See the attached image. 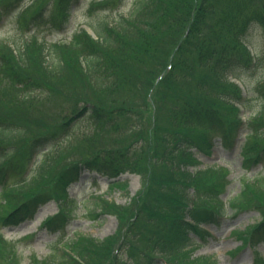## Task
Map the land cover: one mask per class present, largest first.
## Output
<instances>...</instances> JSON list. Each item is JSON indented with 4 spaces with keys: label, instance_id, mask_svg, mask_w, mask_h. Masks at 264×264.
<instances>
[{
    "label": "trees",
    "instance_id": "obj_1",
    "mask_svg": "<svg viewBox=\"0 0 264 264\" xmlns=\"http://www.w3.org/2000/svg\"><path fill=\"white\" fill-rule=\"evenodd\" d=\"M1 1L8 14L21 8L19 27L31 32L28 36L18 37L17 32L0 38V91L4 99L8 96L3 89L10 85L24 88L22 105L50 99L54 87L46 76H67L92 95H85L63 124L32 136L24 162L14 160L17 147L4 143L27 137L23 120L0 110V223L19 225L32 220L50 198H57L60 205L59 213L48 218L42 228L62 236L48 256H31L32 264H119L122 250L131 255L140 250L144 264H157L160 257L171 264H190L185 249L197 243L196 236L205 241L210 232L202 224L219 222L228 207L236 212H261L263 221L241 235L248 245L256 243L258 237L263 241L264 52L256 58L244 44L248 45L245 39L254 28L264 30V0H134L128 13L121 11L127 0H85L86 23L96 37L85 27H78L69 39L53 41L42 37L40 31L68 30L75 20V6L82 5L83 0H56L48 13L42 8L31 15L27 14L30 6L22 8L20 0ZM33 60L43 70L39 79L28 74ZM247 71L261 73L253 81L248 80ZM231 76L244 80L246 90ZM251 92L260 98L261 108L244 121L237 111L247 105ZM96 94H106L107 102H99ZM210 94L231 104L235 118L230 125H222L219 107L209 108ZM13 104L17 105L14 100ZM151 105L154 124L168 127L174 137L162 149L151 146L148 152L144 143L137 147L113 142L93 146L102 142L110 128H118L123 116L146 112ZM83 120L86 124L81 123ZM196 129L201 131L200 138L193 135ZM243 130L247 131L241 151L246 173L240 178V191L224 200L230 183L226 166L190 171L188 165L199 162L194 148L203 151L213 147V135L226 147L234 148ZM46 144L49 149L35 160L37 164L28 174L31 159ZM77 144L93 149L86 155L94 158L87 166L105 173L111 188L128 186L121 179L125 173L145 175L146 157L151 152L156 154V159L150 157L153 164L163 162L171 178L152 179L148 173L144 187L152 180L183 188L170 186L174 189L171 194H164L162 189L154 200L140 195L131 204L101 198V211L115 215L119 229L104 238L79 232L63 237L76 206V199L67 190L71 180H66L67 168L62 171L63 158ZM258 167L252 178L246 175ZM208 178L214 184L201 187L200 181ZM203 196L213 205L198 210L197 199ZM6 242L0 234V257L12 264L3 254V246L13 243ZM10 254L17 259L19 252L15 249ZM193 261L198 264V259Z\"/></svg>",
    "mask_w": 264,
    "mask_h": 264
},
{
    "label": "rangeland",
    "instance_id": "obj_2",
    "mask_svg": "<svg viewBox=\"0 0 264 264\" xmlns=\"http://www.w3.org/2000/svg\"><path fill=\"white\" fill-rule=\"evenodd\" d=\"M6 1V0H5ZM17 1V0H13ZM82 1V5L75 6L73 14L75 20H72L71 27L64 31L59 32L57 30L40 31V34L47 36L49 41L56 40L57 38L71 37V33L78 27H87V15L85 14V4ZM87 2L89 0H86ZM23 5L22 8L30 6L27 11L28 15L44 8L45 12L51 11L56 0H20ZM134 0H127L122 7V13H128L133 6ZM2 1L0 0V38L10 35L28 36L31 32L28 28L21 30L19 27L20 9L16 8L9 14L7 10L3 9ZM248 48L255 54L256 58L260 57L264 52V30L262 28H254L250 35L245 39ZM33 58V55H30ZM162 64L156 71L161 69ZM43 73L41 65L35 60L31 64L28 74L39 79ZM261 72L255 71L254 73L246 72L248 80L253 81L259 76ZM245 76V75H244ZM232 81L237 82L240 86H244V80L231 76ZM245 78V77H244ZM247 78V77H246ZM49 83L54 87L53 95L50 99L45 101H29L25 105L21 104V96L24 94V88L21 86L10 85L3 90L7 94V99L1 95L0 91V110L9 111L18 117L19 121H22V125L26 130L27 137L21 139H15L13 141H5L4 143L9 148L17 147V151L14 154V160L18 162H24L27 151H29V144L31 137L36 133H45L51 128H57L64 123L65 117H71L76 106L81 102V99L87 95L92 96L86 90H80L79 86L70 82L66 77L62 79H52L45 77ZM245 81H247L245 79ZM246 89V88H245ZM70 94V95H69ZM73 95V96H71ZM96 98L99 102L105 103L108 100V96L103 94ZM251 99L248 100L247 105L239 108L237 113L245 121L249 118L250 114L254 110L261 108V100L256 94H250ZM13 100L17 105L13 104ZM208 104H210L211 110L214 107L220 108V113L224 118L222 125L229 124L231 120L235 118V113L231 112V104L222 103L217 101L214 97L207 96ZM21 106V107H20ZM23 111V112H22ZM0 113H3L0 111ZM155 109L151 105L148 110L142 113L130 114L123 116L120 120V126L118 128H110L103 136L102 142L92 143L93 146L109 145L112 142L118 146L132 145L137 147L144 143L148 148V152L151 149H162L165 143H169L174 137L169 133L168 127L154 124ZM165 113V112H163ZM22 114V118L20 115ZM165 116L167 117L166 113ZM75 122V121H74ZM71 123V126L74 124ZM82 124H86V120L81 121ZM63 130V129H62ZM61 130V131H62ZM200 130L196 129L193 135L196 138H200ZM243 130L238 141V144L234 148L226 147L219 136L213 135L214 145L212 148L206 150H198L199 159L198 163L188 165L190 171L198 169H205L212 165L226 166L229 172L230 183L226 192L223 194L224 200H227L231 196L240 191L241 181L240 178L244 176L246 171L242 167L241 151L245 142V133ZM210 133L207 134H211ZM197 134H200L197 135ZM216 136V137H215ZM30 140V141H29ZM51 147V145H50ZM49 149V144L44 145L39 149L38 153L31 159L28 166V174L32 173L38 160L43 156V152ZM93 149L87 148V145L80 147L77 144L72 151L65 153L66 158H63V167L67 168L66 180L69 181L67 190L71 197L76 199V206L73 208L70 227L67 229L63 237H73L75 232L91 234L93 236L103 238L107 235H111L119 229V222L115 215L105 213L101 211L100 199L107 198L114 200L122 204L134 203L140 195L143 198H150L152 200L157 198V192L162 190L164 194H171L174 189L170 186L181 187L180 184H156L154 181H150L147 188L144 187L145 175L150 174L152 179L162 177V179H170L168 167L163 162L153 164L150 159H156L154 152L150 153V156L146 157L147 171L145 175L137 173H125L121 179L127 181V187H114L109 186L110 178L105 176V173L99 172L94 168L87 166L88 162L94 159L91 155ZM68 166L73 167L69 169ZM260 170L258 167L253 171L247 172L248 177H253L255 172ZM60 172H55L57 175ZM75 173H78L77 175ZM27 174V175H28ZM170 175V176H169ZM51 177V176H50ZM180 177V175H178ZM167 179V180H168ZM214 181L210 178L200 181V186L208 188ZM1 190V185H0ZM51 201L43 203L44 205L39 209L35 218L22 222L19 225H4L0 223V234L4 236L7 242L11 241L13 244L3 246V254L11 258L12 264H32L30 257L34 254H38L40 257L48 256L52 251L54 244L58 241V236H62L59 233H52L46 228H42V222L48 217L55 215L59 212V201L57 198H50ZM213 202L208 199H197V209L202 207H211ZM228 213L222 217L219 222H208L202 224L206 226L210 234H208L205 241H201L195 237L197 243L190 245L185 249L186 255L190 258V264H196L193 260L198 259V264H264V238L260 242L259 237L256 243L246 244L242 238V232L250 230L252 226H256L263 221L261 212L257 211H243L236 212L231 207H228ZM263 237V236H262ZM5 242V241H4ZM6 242V243H7ZM58 243V242H57ZM56 243V244H57ZM17 249L19 252L17 259H14L10 254L13 250ZM140 250H136L134 255L122 250V256L120 257L119 264H144L145 257L140 255ZM158 258V257H155ZM159 263H162V258L156 259ZM259 261V262H258ZM0 264H7L6 260L0 257Z\"/></svg>",
    "mask_w": 264,
    "mask_h": 264
}]
</instances>
